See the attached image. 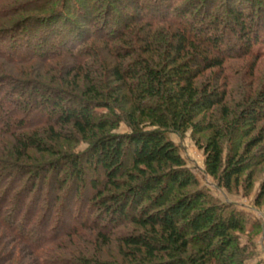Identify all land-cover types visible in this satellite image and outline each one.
<instances>
[{
  "label": "trees",
  "instance_id": "trees-1",
  "mask_svg": "<svg viewBox=\"0 0 264 264\" xmlns=\"http://www.w3.org/2000/svg\"><path fill=\"white\" fill-rule=\"evenodd\" d=\"M114 1L0 0V264L234 263L243 216L166 132L226 189L264 162V82L229 63L264 57V0Z\"/></svg>",
  "mask_w": 264,
  "mask_h": 264
},
{
  "label": "rangeland",
  "instance_id": "rangeland-1",
  "mask_svg": "<svg viewBox=\"0 0 264 264\" xmlns=\"http://www.w3.org/2000/svg\"><path fill=\"white\" fill-rule=\"evenodd\" d=\"M112 1L115 3L114 0ZM122 1L127 2L128 0ZM11 19L14 20L13 17ZM260 49L264 53V47ZM229 63L239 66L240 72H244V74L253 67L251 70L253 80L250 82V85L253 84L257 88L262 87L261 84L264 82V57L255 60L249 57L233 60ZM238 74L236 73L234 76H237L238 81L243 85L244 79L241 78L242 74ZM246 79H250V76H247ZM102 111L104 110L102 109ZM128 131L129 127L122 120L112 130L113 133H125ZM166 137L177 146L178 153L184 159L185 167L191 171L197 180V188L206 193L212 201L225 204L228 210H236L243 216L244 227L242 230L234 232L235 239L230 249L232 250L235 247L238 250H242H239V252L237 250L234 254V263L231 262L229 264H236L238 259L242 260L243 264H264V162L250 169L252 171L250 179L247 176L249 170L245 171L241 174L238 181L232 184L230 189H226L218 183L215 177L207 172L203 150L196 143L190 130L184 133L166 132ZM87 148L88 143L84 141L79 142L75 148V152L83 153ZM86 169L84 175L81 176V182L85 184L84 189L81 191L90 193V180L97 175H99L100 181H103V179L101 180L102 176L98 170L94 171L89 167ZM62 174L59 176L60 179L68 173L64 172V175Z\"/></svg>",
  "mask_w": 264,
  "mask_h": 264
}]
</instances>
